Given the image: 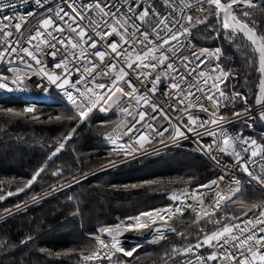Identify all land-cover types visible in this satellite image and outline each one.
Masks as SVG:
<instances>
[{"label":"snow or ice","instance_id":"obj_1","mask_svg":"<svg viewBox=\"0 0 264 264\" xmlns=\"http://www.w3.org/2000/svg\"><path fill=\"white\" fill-rule=\"evenodd\" d=\"M25 5H34L41 11L36 13L26 8L23 14H8L7 10ZM261 8H264V0H19V5L14 0H0V65H3L0 90L28 91V82L33 76L39 77L37 88H46L42 83L46 79L62 91L75 110V114L67 118L80 123L97 111L107 113L118 108L128 119L117 125V129L122 130L120 135L113 138L109 134V148L113 155L125 158H135L144 142H151L156 135L163 136L168 130L152 123L159 117L171 124L168 112L152 99L157 93L168 96L173 101L169 105L171 111L183 114L179 123L187 132L200 136L198 128H204L206 134L214 138L211 144L202 145V150L215 149V152L235 156L233 169L242 168L249 183L255 181L256 190L264 191V163L258 164V172L249 166L250 160L253 164L264 161V143L243 133L229 135L224 128L217 132L207 127L208 124L220 127L224 122V117L207 105L211 102L218 109L219 98L227 99L220 87L229 77L221 67L223 49L197 51L191 42L192 29L208 22L209 17L220 26L213 29L218 39L236 45L243 37L247 48L244 63L260 78L251 94L233 91V99L239 98L244 104L242 112L233 115L242 118L248 127H253L257 121L264 123V26L255 15ZM196 12L201 15L195 17L193 23L192 13ZM38 14H42L43 19L26 41L32 47L21 45L19 38L13 41L29 23V18ZM34 41L37 43L33 45ZM186 52L189 55H185ZM42 57L50 60L46 63ZM217 72L219 75H213ZM32 111L31 107L25 109V112ZM196 111H211L212 118L198 121ZM143 129H151V133ZM75 131L73 128L63 141L57 142L49 160L65 149ZM176 133L185 136L180 127H176ZM213 159H216L215 153ZM223 163L225 167L229 164L228 161ZM45 171L46 167L39 168L24 187H31ZM62 172L63 169H57L52 175L60 176ZM224 181L225 175L221 174L208 183L196 185L190 192L171 194L175 211L183 213L185 208L191 207L187 201H195L199 206L195 209L200 214L199 219L209 218L208 223L214 230L200 229V238L195 244L174 247L175 256L165 253L166 257H188L185 264H264V200L243 205L246 211L242 215L247 219L238 215L210 218L229 202L235 203L233 197L239 199L243 194L239 178L229 176L228 183L221 188ZM14 194H0V200ZM142 217L146 218L145 224L155 223L156 218L166 222L170 212H142L114 226L98 228L89 234L96 248L87 254L84 250L79 253L84 264L111 261L109 253L113 249L132 256L135 247L125 251L117 236L122 227L136 228ZM155 231L164 238L160 229ZM108 237L111 243L106 242ZM203 249L208 250L207 255L201 251Z\"/></svg>","mask_w":264,"mask_h":264},{"label":"trees","instance_id":"obj_2","mask_svg":"<svg viewBox=\"0 0 264 264\" xmlns=\"http://www.w3.org/2000/svg\"><path fill=\"white\" fill-rule=\"evenodd\" d=\"M192 15L195 23V17L201 14ZM255 15L264 26V8ZM219 27L209 17L208 22L196 25L191 34L197 46L223 49L221 65L229 77L221 88L227 99L218 98L219 114L227 117L244 108L239 98L233 99V91L251 94L260 77L244 63L247 48L243 37L236 45L218 39L213 29ZM29 107L33 111L25 112ZM74 114L65 102L32 105L20 95L0 97V194L15 193L0 200V215L28 205L0 220V264H84L80 251L87 254L96 248L90 233L140 212L166 206L171 203L172 193L207 183L218 172L217 166L199 152L173 148L95 173L119 159L110 152V144L104 137L119 116L113 109L107 113L97 111L80 123L67 118ZM73 128L76 131L65 149L49 160L57 142L63 141ZM253 129L258 133L257 139L264 142V124L257 121ZM41 167H46V171L31 187L25 188ZM57 169H63L62 174L53 176ZM20 188L24 191H18ZM262 198V191L246 185L235 203L229 202L210 218L238 215L245 219L243 205L260 202ZM208 219H199L160 244L141 246L132 256L109 253L111 261L105 259L94 264H176L185 257L169 259L165 253L175 256L174 247L195 244L200 229H212ZM201 251L207 255V249Z\"/></svg>","mask_w":264,"mask_h":264},{"label":"built area","instance_id":"obj_3","mask_svg":"<svg viewBox=\"0 0 264 264\" xmlns=\"http://www.w3.org/2000/svg\"><path fill=\"white\" fill-rule=\"evenodd\" d=\"M14 2L19 5V0H14ZM193 2H194V0H193ZM53 6H55V5H53ZM26 8H28V9L32 10L33 12H36V13H40V11H41V10L35 8L34 5L18 6L17 8L7 10V11H8L9 15H12L13 13L23 14L25 12ZM177 14H179V12ZM41 19H43L42 14L36 15L34 18H29V23L26 25L25 28L22 29V33L16 34L12 38V40L15 41L17 38H19L21 45L32 47V45H27V43H26L27 37L29 36L30 32H34V30L39 27V22ZM191 42L196 47L197 51H199L201 48H206L209 50H214L215 48H217L216 46H202V45L197 46L194 39H193L192 34H191ZM35 43H37V42L34 41L33 45ZM41 47L44 48L43 45H41ZM45 51H47V49H45ZM185 55H189V53L186 52ZM42 58L44 59V61L46 63L50 60V58H48V57H42ZM12 66L16 67L17 65L13 64ZM18 66L21 69L24 68L23 64H19ZM2 67H3V65H0V68H2ZM221 67H222V65H221ZM48 70L54 71V69H48ZM206 71H208V70L206 69ZM30 75H31V73H30ZM213 75H219V72L213 73ZM38 81H39V77L33 76L32 79L28 82L29 83V90L28 91L7 92V91L0 90V97H4V96L14 94V95L22 96V98L30 101L32 103V105H37L39 102H47V103L65 102L66 104H68L72 108V106L66 101V98L63 96L62 91L60 89H58L55 85L50 84L45 79L42 81V83L44 85H46V88H37L36 83ZM210 83H211V81H210ZM222 85L223 84H221L220 87H222ZM152 99L156 103L162 105L164 107L165 111L168 112L169 116L171 117V124H169L168 121H165L159 117L156 121H153L152 123L156 124L157 126L163 125L168 130L163 133V136L156 135L155 138L151 140V142H144L143 148L140 151H138L137 153H135V158H133L131 156H129L127 158L119 157V159H117L114 162L109 163L107 166L103 167L102 169L101 168L97 169V171L95 173H99L102 171H106V170L118 167L120 165L135 161L137 159L143 158V157L150 155V154L166 151V150L173 149V148H188V149L197 151L200 154L204 155L214 165L217 166L218 172L213 179H216L221 174L225 175V181L222 182L220 185L221 188H223L228 183V177L229 176H236L237 178H239L241 180V184H242L243 188L246 185H250V186L254 187L255 189L258 187L255 181H251V183H249V178L246 176V174L243 173L242 168L241 169H233L232 162L235 161V159H236L235 156L215 152V149H213L212 151L202 150L201 146L211 144L213 142L214 138L211 136H208L206 134L204 128H198V131L201 133L200 136H197L195 133H192V132H187L179 123L181 121V119L184 118L183 114L180 112H172L171 111V109L169 108V105L171 103H173V101L168 96H162L159 93H157L155 97H152ZM202 102H204V101H202ZM207 105H208L210 110H215L219 114V108L217 109L215 107V105H213L211 102H207ZM113 110L117 113V115L119 116V119H118L117 123H115L112 127L108 128L104 133V137L109 144H111V140L109 139V134H111V136L113 138L120 135V132L122 130L117 129V125H119L121 123V121L128 119L127 116L120 114L118 108L114 107ZM195 113H198L201 115V117L198 121L210 120L212 118L211 117V111L207 112V113L196 111ZM249 123H251V121H249ZM176 127H180V130L185 132V136L177 135ZM207 127L209 130H215L217 132L220 131V128H224L227 130L229 135H238L240 133H243V135L245 137H251L253 139L256 138V134H255L254 129H253L254 126L248 127L247 125H245L242 118L236 117L234 115L224 117V122L220 125V127H217L216 125H212V124H208ZM143 131L151 133V129H143ZM185 137H187V138H185ZM124 139L127 140L128 138L124 137ZM189 143L192 144L191 147L187 146V144H189ZM237 150L239 151V147L237 148ZM213 153H215L216 159H213ZM217 160L221 161V163L219 165L216 162ZM224 161L229 162L227 167H225V165L223 163ZM259 163H264V161H258L257 164H253L252 161L250 160L249 166L253 171L258 172L259 171V167H258ZM73 184H75V183H73ZM191 190H189V192ZM262 193H263L262 200H264V191H262ZM233 199H236V198L233 197ZM187 203L189 205H191V207L185 208L183 213L175 211L172 200H171V203L166 205V206L153 209V210H161V211L168 210L170 212V216H173L176 218L177 225L175 227L161 230V232H163V235H164L163 239H161L159 237L158 233L155 231V228L147 238H138L136 235H134L133 229L126 228L123 231V233L120 237V240H118L120 242V246H122L125 251H130L133 249V247H135V251H136L141 246L157 245V244L162 243L165 239H167L173 235L180 234L187 227H189L191 224H193L194 222L199 220L200 214L198 213L197 210H195L199 207L197 205V203L195 201H192V200H188ZM205 205H207V201H205ZM11 213L12 212L10 211L8 213L1 214L0 220L7 218L8 216L12 215ZM183 216H188V218H185ZM144 218L145 217L141 218V220L139 221L137 226H140L141 224L150 225L148 223H146V224L144 223V221H145ZM245 219H247V218H245ZM129 223H131V221ZM169 229H175V231H169ZM106 242L111 243L112 242L111 238L110 237L106 238ZM135 251H133V252H135ZM117 253L124 255L123 252H117ZM187 259H188V257H185L176 264H185ZM192 259L194 260V257H192Z\"/></svg>","mask_w":264,"mask_h":264},{"label":"bare ground","instance_id":"obj_4","mask_svg":"<svg viewBox=\"0 0 264 264\" xmlns=\"http://www.w3.org/2000/svg\"><path fill=\"white\" fill-rule=\"evenodd\" d=\"M15 96H17V95H15ZM93 175H95V173L91 174V176H93ZM153 215L155 216V212L153 213ZM183 217L188 218V216H183ZM144 220H146V218H144ZM147 223L150 225H153L155 230L160 229V231L167 229V228H173L177 225L176 218L173 216H170V218H166V222L160 220L159 218H156L155 223H152L151 221H148Z\"/></svg>","mask_w":264,"mask_h":264},{"label":"water","instance_id":"obj_5","mask_svg":"<svg viewBox=\"0 0 264 264\" xmlns=\"http://www.w3.org/2000/svg\"><path fill=\"white\" fill-rule=\"evenodd\" d=\"M264 124V123H263ZM81 181H83V180H81ZM81 181H79V182H81ZM209 182V181H208ZM207 182V183H208ZM78 183V182H77ZM72 186V185H71ZM70 187V186H69ZM69 187H67V188H69ZM66 188V189H67ZM26 207L25 208H27L28 207V205H25ZM23 207L24 206H19V207H17V210H15L14 209V211H11L12 213L11 214H14L15 212H17V211H20V210H22L23 209ZM154 230V227H153V225H144V226H137L136 228H134L133 229V232H134V235H136L138 238H147L150 234H151V232Z\"/></svg>","mask_w":264,"mask_h":264},{"label":"rangeland","instance_id":"obj_6","mask_svg":"<svg viewBox=\"0 0 264 264\" xmlns=\"http://www.w3.org/2000/svg\"><path fill=\"white\" fill-rule=\"evenodd\" d=\"M196 116H197V118H198V120L200 119V117H201V115L200 114H198V113H194ZM255 129L257 130V128L255 127ZM258 133L256 132V135H257ZM254 139H256L257 140V142L258 143H264L263 141H261V140H258L257 139V137L256 138H254ZM25 207L26 206H24L23 207V209H25ZM15 210H17V208L15 209ZM141 213V212H140ZM137 215H139V213L137 214ZM136 215V216H137ZM132 217H135V216H132ZM128 223L130 222V221H127ZM116 225V224H115ZM112 226H114V225H112ZM126 229V227H122L121 229H120V234L117 236V240H120V237H121V235H122V233H123V231ZM105 251H107V250H105ZM110 254H118L116 251H115V249H113L112 250V253H110ZM118 255H120V254H118Z\"/></svg>","mask_w":264,"mask_h":264}]
</instances>
